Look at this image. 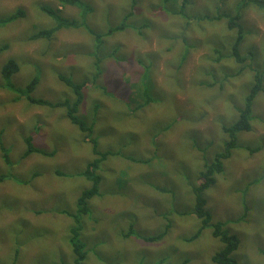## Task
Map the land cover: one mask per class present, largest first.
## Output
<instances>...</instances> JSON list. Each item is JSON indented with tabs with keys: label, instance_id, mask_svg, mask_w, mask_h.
I'll return each mask as SVG.
<instances>
[{
	"label": "rangeland",
	"instance_id": "1",
	"mask_svg": "<svg viewBox=\"0 0 264 264\" xmlns=\"http://www.w3.org/2000/svg\"><path fill=\"white\" fill-rule=\"evenodd\" d=\"M84 1L91 11L83 22L101 35L96 48L79 21L49 39L28 38L54 25L41 5L67 18L78 17V8L56 0H0V20L23 11L0 23V46L7 44L0 67L9 58L18 64L8 81L24 87L37 75L29 95L53 103L73 98L59 74L83 82L77 114L93 120L99 151L112 152L98 164V193L80 217L86 251L81 264H216L211 255L223 244L211 234L215 222L237 236L231 252L237 264H264L263 91L253 99L250 129L236 134L223 170L202 191L211 220L190 240L200 226L193 186L205 162L222 150L228 137L222 126L236 120L253 82L248 68L236 72L234 30L222 19L203 17L234 14L238 0H189L184 16L173 11L177 2L171 0ZM131 7L125 27L107 34ZM237 11L245 32L239 44L243 65L261 70L264 11L254 4ZM96 54L103 56L99 74ZM3 83L0 75V145L9 158L0 146V264H74L69 228L76 199L91 184L82 171L95 157L92 145L69 121L65 106L30 103L24 91ZM29 135L43 153L22 155ZM166 224L160 239L147 238Z\"/></svg>",
	"mask_w": 264,
	"mask_h": 264
},
{
	"label": "trees",
	"instance_id": "2",
	"mask_svg": "<svg viewBox=\"0 0 264 264\" xmlns=\"http://www.w3.org/2000/svg\"><path fill=\"white\" fill-rule=\"evenodd\" d=\"M176 1L177 5L174 7L173 11L176 13H179L181 15H185V13H189V9H185L186 5L188 4L189 0H171ZM57 4L65 7L67 5L71 7L78 8V17L76 18H67L62 16L59 13V10L55 11L48 5H41L40 9L47 13L53 20L54 25L48 27L39 29L35 32H33L28 38L31 40L38 39V38H51L53 33L62 28V27H76L81 22V25L85 27L94 37L95 41V48L99 47L101 44V35L99 32H96L92 30L90 27H88L86 24H84L83 21H85V18L87 14L91 11V6L84 0H56ZM254 4L257 5L259 8H261L264 11V0H238L237 2V10L240 8H245L246 6ZM133 7L130 8L128 12L125 13V15L122 18V21L113 26L109 27L106 30V33H111L115 30H121L125 27V20L127 17L132 14ZM236 10L234 14H230L228 11H216L213 15L207 16L205 15L203 18H209V19H222L226 22V25L228 28L234 30V38L232 40L231 48H230V54L233 57L234 61L239 64V67L237 69V73L242 68H248L249 70L253 71L252 77L253 82L250 86L249 91L245 94L243 106L238 111V117L236 120L229 124V125H223L222 129L224 132L227 133V139L224 141V145L222 150L217 152L213 159L205 162L204 169L199 172V183L198 185L193 186V192L195 196V214L200 219V226L198 227L197 231L191 235L190 240L196 238L202 229L209 225L211 220V214L204 208L205 204V198L202 195V191L209 187L210 185L214 184L215 182V174L223 170V161L224 159L228 158L231 154V149L235 146V138L236 134L243 130H249L250 129V114H251V106L253 99L255 95L259 91L264 92L263 87V79H264V65L261 67V70L256 69L252 66H244L243 63L246 60V57L239 49V44L241 40L243 39L245 32L243 29V24L241 21H239L240 16L239 12ZM23 16V11L21 8H17L13 13L6 16L5 18L0 20V23H7L12 20H15L19 17ZM198 18H202V16L196 15ZM7 47V44H3L0 46V51L5 49ZM216 51V49L214 48ZM102 55H95L94 59V66H95V72L96 74H99L100 69L98 67ZM220 57V56H219ZM152 66L151 60H148L147 63L144 62V70L147 69L150 70ZM18 70V64L17 62L9 58L1 67H0V75L4 79L5 84L3 83V86L10 89L11 91H24L27 95L26 98L30 103H36V104H45L49 106H65L66 109V116L69 119V121L73 124H75L84 135L85 140H88L92 145V152L95 155L93 159H91L89 162H87L85 169L82 171V174L86 176L91 184L88 188L83 189L79 196L76 199V211L72 214V218L74 221V224L69 228V242L71 245V251L74 255L73 262L74 264H81L82 261L85 258L86 251L84 250V244L79 238V230L81 228L80 223V217L82 214H85L87 212V199L91 198L95 194L98 193V184H99V175L96 173V170L98 168V164L102 159H105L108 155L112 154L111 151H99L97 147V140L95 137L92 136V129L94 122L92 120L91 123H87L84 121L78 114V106L82 101L83 93H82V87L83 82L81 84L73 83L70 78L63 76L61 74L58 75V77L62 80H64L68 85H70L73 89V98L70 100H64L59 102H50L45 99L41 98H34L29 95L31 91H33L35 85L38 81V76L34 75L31 80L24 86V87H15L9 80L10 76ZM144 84V83H143ZM142 96L144 95L146 98V101L150 100V94L146 92V90H143ZM104 93H108L106 89L104 88ZM15 100V99H14ZM142 104V103H140ZM96 107V106H94ZM32 136H26L24 138L26 148L24 152L22 153L23 156H26L30 154L33 151L42 152L43 150L36 148L31 143ZM2 152H3V158L6 162L9 161L7 151L5 149V146L2 144L0 145ZM119 153V152H118ZM58 174H61V172H58ZM3 175L0 174V180L3 178ZM259 181V178H255L254 180L250 181L249 186L252 183H257ZM247 187V186H246ZM246 189V188H245ZM246 208V206H243V208ZM131 225H129L130 227ZM168 228V224L165 225L164 231L158 232L154 235H150L147 238L151 240H158L160 239L164 233L166 232ZM131 229H129L130 233ZM212 236L217 237L222 242V247L215 251L211 255V261L216 264H237L236 260L231 256V252L237 248L238 246V238L235 234L229 233L222 227L221 222H215L212 224ZM18 251L15 250L14 256L17 257ZM264 253V250H263ZM14 262V260H13ZM13 262L11 264H13Z\"/></svg>",
	"mask_w": 264,
	"mask_h": 264
}]
</instances>
